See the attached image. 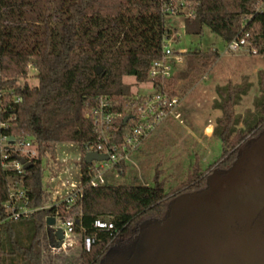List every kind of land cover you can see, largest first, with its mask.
I'll use <instances>...</instances> for the list:
<instances>
[{
    "label": "trees",
    "instance_id": "1",
    "mask_svg": "<svg viewBox=\"0 0 264 264\" xmlns=\"http://www.w3.org/2000/svg\"><path fill=\"white\" fill-rule=\"evenodd\" d=\"M188 1L192 9V15L185 17L188 33L201 34L207 26L225 43L245 36V45L264 54V11H255L258 0ZM36 2H40L38 7ZM26 19L30 21L20 23ZM111 23L122 28L120 39L105 37L104 26ZM143 27L141 35L127 36ZM164 32L173 30L151 0H0V140L6 137L12 143L30 138L40 155L51 143H76L81 152L80 178L85 181L88 163L83 160V148L95 139L85 111L105 96L113 102V111L125 113L130 87L122 79L132 76L136 82L145 81L151 61L159 56ZM188 55L186 70L179 74L186 80L182 89L219 56L211 49ZM30 67L37 81L33 86L26 82ZM96 67L101 68L99 73ZM257 85L259 94L252 109L246 108L243 114L236 113L234 107L251 87L248 77L215 86L217 97L211 107L219 109L220 115L211 135L219 140L221 154L205 170L194 163L180 186L166 192L163 180L155 174L150 186L85 187L76 205L67 209L60 204L61 217H74L72 240L78 235L81 243L78 264L112 261L118 247L135 246L146 229L168 218L176 195L206 190L207 176L214 169L227 174L243 151L264 137V70L257 71ZM115 125L121 131L125 128L120 118ZM5 150L4 160L19 157L9 148ZM1 160L0 146V217L5 215L3 203L11 175ZM23 184L31 207L51 202L42 183L40 156L26 169ZM55 210L40 209L4 223L0 228V264H53L50 253L56 242L55 228L47 225L46 219L53 217ZM107 217L113 229L92 227L96 218ZM86 234L96 236L89 251L82 248Z\"/></svg>",
    "mask_w": 264,
    "mask_h": 264
},
{
    "label": "rangeland",
    "instance_id": "2",
    "mask_svg": "<svg viewBox=\"0 0 264 264\" xmlns=\"http://www.w3.org/2000/svg\"><path fill=\"white\" fill-rule=\"evenodd\" d=\"M57 2L54 3L57 5ZM35 4L38 7L40 2ZM164 18L166 25L172 28L176 36L168 46L174 51L184 50L181 54L184 63L177 74L178 79L183 81L179 88L183 94L180 123L168 125L166 134L160 126L133 152L131 160L125 167L123 184L150 186L154 175L158 174V179L163 180L164 190L169 192L185 182L194 163H197L201 170H205L221 154L219 140L212 135L205 137L201 134L202 127L207 123L214 126L216 118L220 115L219 109L211 107L217 97L215 86L226 82L238 83L242 76L246 75L251 87L234 107V111L243 114L246 108L252 109V101L259 94L257 71L264 70V54L254 53L248 45H242L234 51L229 50L227 43L207 26H203L201 34L188 33L185 29L184 14H173ZM29 21L26 19L20 23ZM104 29L105 37L108 39L115 40L118 36L120 39L122 28L111 23L104 26ZM144 30V27L139 29L138 33L127 30V36L130 38L136 34L141 35ZM207 49L217 51L218 58L207 70L196 73L187 87L182 89L186 80L179 74L186 70L188 54ZM34 72L35 70L30 67L26 80L30 86L37 84L33 77ZM122 80L129 85L132 97L154 94V89L147 82H136L132 76H124ZM206 132H210L209 125ZM194 134L200 137L201 143L195 141ZM37 156H40L42 183L50 194L51 202L60 200L68 190L69 184L79 183L81 152L78 144L51 143L45 153L40 155L37 150ZM241 157L235 161V167L231 173L229 172L230 175H218L220 173L218 169L209 173L206 189H209L208 192L214 190L212 194L216 199L209 200L207 204L210 207L216 205V211L229 207V213L233 218L231 221L234 226L231 233L230 226L222 227L224 224H220L219 229L222 233L226 232L225 239L223 237L221 239L220 251L234 253L235 257H240L244 253L245 245L248 260L254 263L264 258V137L252 148L244 150ZM194 195L189 192L179 193L174 198L175 205L184 204L195 198ZM218 216L220 213L217 212L216 219ZM232 234L236 236L232 238ZM74 238H76L74 247L64 251L53 250L50 253L53 264H63L67 261L68 264H78L81 243L78 235H74ZM116 264H119V260Z\"/></svg>",
    "mask_w": 264,
    "mask_h": 264
},
{
    "label": "built area",
    "instance_id": "3",
    "mask_svg": "<svg viewBox=\"0 0 264 264\" xmlns=\"http://www.w3.org/2000/svg\"><path fill=\"white\" fill-rule=\"evenodd\" d=\"M159 8L160 14L165 17L173 14L192 15L191 3L188 0H151ZM255 11H264V0H258ZM172 29V28H171ZM176 38L175 32H164L160 40L159 56L153 59L147 70V82L154 89V94L130 96L125 113L112 110L113 102L107 97H99L96 104L85 111V116L91 121L95 132V139L84 145L86 153L105 155L106 159L93 160L86 168V180L69 184L68 190L60 200L49 202L42 206L31 207L26 194L23 179L26 173L25 163H31L37 157V147L32 139L23 138L8 143L7 138L0 140L2 149L1 165L10 170L8 178V197L3 203L5 215L0 217V228L8 221H15L27 217L37 210L56 207L54 212V228H61L62 239L54 251H64L73 246L74 217H61L58 206L64 204L67 209L76 205L82 197L85 187L117 186L123 184L124 171L131 155L139 146L160 126L180 123L183 94L180 91L182 80L177 74L184 63V50L174 51L168 43ZM245 36L232 39L227 43V49L237 50L245 45ZM254 53L255 50L253 49ZM122 119L125 126L121 131L115 125L116 119ZM124 118L126 120L124 121ZM12 139V138H10ZM18 154L15 160L7 158L6 150ZM123 166V167H122ZM92 227L99 231H110L114 225L110 218H96ZM96 242L94 234L82 237V248L89 251Z\"/></svg>",
    "mask_w": 264,
    "mask_h": 264
},
{
    "label": "water",
    "instance_id": "4",
    "mask_svg": "<svg viewBox=\"0 0 264 264\" xmlns=\"http://www.w3.org/2000/svg\"><path fill=\"white\" fill-rule=\"evenodd\" d=\"M100 70V67L95 68L96 73ZM94 159L102 160L106 159V156L97 153H86L83 156L86 163ZM30 166L31 163L24 164L25 169ZM234 167L230 169V173ZM207 203L208 201L197 197L178 206L174 201L168 218L161 224L155 223L146 229L135 245L131 258L121 264H264V258L250 263L245 245L244 253L240 257H235L234 253H222V242L218 243L219 258L212 254H216V244L210 236L211 226L216 223L212 207L216 205L210 207ZM46 223L54 226V217H48ZM54 235V246H58L63 237L61 228H56Z\"/></svg>",
    "mask_w": 264,
    "mask_h": 264
},
{
    "label": "flooded vegetation",
    "instance_id": "5",
    "mask_svg": "<svg viewBox=\"0 0 264 264\" xmlns=\"http://www.w3.org/2000/svg\"><path fill=\"white\" fill-rule=\"evenodd\" d=\"M228 174L230 175V173H227V174L219 173L218 175H226V176H228ZM208 190L209 189H206V190H203V191H199V192H194L196 194L194 197L195 198L196 197L197 198H203V200H205V201H209L211 199L213 200V198L216 199V196L214 194H212V193H214V190L210 191V192H208ZM173 203H174V200L172 201L171 206H172ZM212 208H213V213L215 215H216L217 212L220 213V216H218V218L216 219L215 225L211 226L213 229L211 228V231H210L211 239L216 244V254L215 253H212V254L215 255L216 258L218 259L219 258L218 256L220 255V254H218L219 253L218 252L219 251L218 243L221 242V239H223V238L225 239V236H226V232L222 233V231L219 229L221 227L220 223L223 222L225 224H228V226H230V233H231V230H232L234 224L231 221V219H233V218L230 216L229 207H226V209H224V208L220 209L219 208V209H217V211H216V206H213ZM224 225H222V227ZM246 228L248 229V227H246ZM235 236H236L235 234H232L231 237L233 238ZM134 247L135 246H130V245H125V246L118 247V249H117L118 253L116 255L112 256V261H110V259H108L104 263L105 264H116L117 260H119V264H121V263H123L125 261H128L131 258V256L133 255Z\"/></svg>",
    "mask_w": 264,
    "mask_h": 264
},
{
    "label": "crops",
    "instance_id": "6",
    "mask_svg": "<svg viewBox=\"0 0 264 264\" xmlns=\"http://www.w3.org/2000/svg\"><path fill=\"white\" fill-rule=\"evenodd\" d=\"M168 125H171V124H166V125H163L162 127H163V129H164V132H165V134H166V131L169 129L168 128ZM209 125L210 126V132L209 133H207L206 132V127ZM206 125H204L203 127H202V129H201V134H202V136H205V137H211V133H212V128H213V125H212V123H207ZM193 134V133H192ZM194 136L196 137V142L197 143H201L202 142V140L200 139V137H197L195 134H194ZM76 238H74L73 237V246L72 247H74V245H75V240ZM69 262L67 261L66 263H63V264H68Z\"/></svg>",
    "mask_w": 264,
    "mask_h": 264
}]
</instances>
